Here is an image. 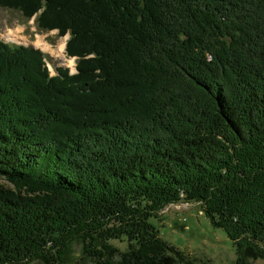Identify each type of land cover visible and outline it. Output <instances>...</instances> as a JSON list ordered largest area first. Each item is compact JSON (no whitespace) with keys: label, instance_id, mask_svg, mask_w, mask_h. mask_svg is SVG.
I'll use <instances>...</instances> for the list:
<instances>
[{"label":"trees","instance_id":"obj_1","mask_svg":"<svg viewBox=\"0 0 264 264\" xmlns=\"http://www.w3.org/2000/svg\"><path fill=\"white\" fill-rule=\"evenodd\" d=\"M1 8L69 33L78 73L0 41V264H69L76 239L74 264H191L151 222L185 200L264 264V0Z\"/></svg>","mask_w":264,"mask_h":264},{"label":"rangeland","instance_id":"obj_2","mask_svg":"<svg viewBox=\"0 0 264 264\" xmlns=\"http://www.w3.org/2000/svg\"><path fill=\"white\" fill-rule=\"evenodd\" d=\"M36 33L45 36L47 42L37 43ZM65 37L57 35L56 31L38 29L34 18L26 21V18L19 11L8 8L0 9V40L30 45L35 49L41 48L49 55L47 61L51 66L52 74L55 73V66L67 68L69 65L65 56L71 57V55L58 47L64 40H67ZM74 72L76 71L72 73ZM0 182L10 185L6 177L1 178ZM200 203L186 200L171 203L159 212L156 220L152 219L151 222L158 226L159 234L168 244L185 253L191 264H236L238 255L231 239L227 237L223 229L211 223L200 207ZM112 243L123 250L125 249V243L119 239L112 241ZM68 246L66 258L69 259V264H74L80 260L84 248L83 242L81 239H76ZM244 263L262 264L258 260L251 259H245ZM27 264L48 263L36 258L31 259ZM81 264L86 263L82 262ZM178 264L185 263L179 262Z\"/></svg>","mask_w":264,"mask_h":264},{"label":"bare ground","instance_id":"obj_3","mask_svg":"<svg viewBox=\"0 0 264 264\" xmlns=\"http://www.w3.org/2000/svg\"><path fill=\"white\" fill-rule=\"evenodd\" d=\"M64 46H65V43L63 42V45L61 46V50H63V48H64ZM59 49V48H58ZM65 52V51H64Z\"/></svg>","mask_w":264,"mask_h":264}]
</instances>
